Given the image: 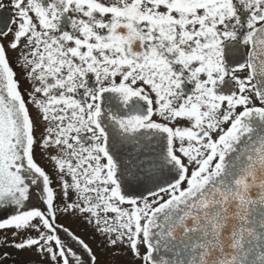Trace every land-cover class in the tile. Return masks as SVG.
<instances>
[{"label":"snow or ice","instance_id":"snow-or-ice-1","mask_svg":"<svg viewBox=\"0 0 264 264\" xmlns=\"http://www.w3.org/2000/svg\"><path fill=\"white\" fill-rule=\"evenodd\" d=\"M0 264H264V0H0Z\"/></svg>","mask_w":264,"mask_h":264}]
</instances>
